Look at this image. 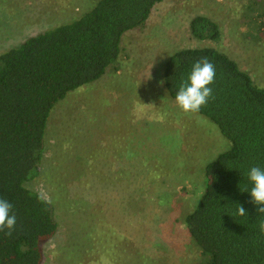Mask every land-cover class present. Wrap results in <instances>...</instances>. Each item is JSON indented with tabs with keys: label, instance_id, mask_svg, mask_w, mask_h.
<instances>
[{
	"label": "trees",
	"instance_id": "obj_1",
	"mask_svg": "<svg viewBox=\"0 0 264 264\" xmlns=\"http://www.w3.org/2000/svg\"><path fill=\"white\" fill-rule=\"evenodd\" d=\"M164 1L98 0L78 19L0 53V199L12 205L16 216L11 236L5 235L6 229L0 231V264H43L41 245L58 232L54 206L29 187L42 174L50 113L71 92L117 73L120 65L131 61L122 47L124 36L144 28ZM251 4L259 8L256 19L264 35V0ZM189 31L199 41L220 39L219 26L207 17H193ZM203 58L216 70L209 85L212 97L192 114L215 125L230 149L204 167L197 203L179 222L175 195L184 190L161 175L171 171L165 162L175 156L166 159L162 151L138 149L137 132L125 146L118 137V148L125 147L112 154L118 163L103 162L100 176L94 177V184L100 182L99 199L112 207L105 208L101 227L109 225L117 241L112 248L99 239L101 260L87 264H131V257L141 264H169L163 248L175 235L187 237L196 248L195 264H264V236L258 231L264 214L257 212L260 206L251 203L247 193L249 170L264 169V87L223 52L186 48L167 56L158 73L159 86L172 101L193 64ZM238 205L245 216L237 215ZM147 217L148 229H153L150 244L143 237ZM180 239L173 244H180ZM85 250L88 256L90 250Z\"/></svg>",
	"mask_w": 264,
	"mask_h": 264
},
{
	"label": "rangeland",
	"instance_id": "obj_2",
	"mask_svg": "<svg viewBox=\"0 0 264 264\" xmlns=\"http://www.w3.org/2000/svg\"><path fill=\"white\" fill-rule=\"evenodd\" d=\"M97 1L0 0V53L37 33L78 19ZM253 1L165 0L144 28L124 36L122 47L131 61L120 65L117 73L71 92L53 109L47 122L42 174L29 186L52 203L58 223L56 236L41 245L43 264L98 262L99 239L108 246L116 243L117 232H111L109 225L101 227L105 208L112 207L99 199L100 186L96 187L100 182L94 184V177L100 176L103 160L125 149L118 148V137L125 146L137 132L139 146L134 145L138 149L147 146L166 153V159L175 156L165 162L174 169L161 174L184 190L175 195V216L182 222L194 209L203 189L204 167L231 145L208 120L182 112L159 86L158 73L162 61L177 50L215 48L248 72L256 85L264 87V35L258 26L261 21L256 19L259 8L251 4ZM196 16L217 23V42L191 36L189 23ZM108 160L115 166L118 163L113 157ZM77 192L82 195L77 196ZM150 220H143V237L148 244L153 237V229L147 225ZM174 239L178 242L180 238L175 235ZM174 239L169 237L163 248L169 264H195L198 255L189 239L182 237L178 245L173 244ZM85 248L90 250L88 256ZM127 262L141 264L132 257Z\"/></svg>",
	"mask_w": 264,
	"mask_h": 264
},
{
	"label": "clouds",
	"instance_id": "obj_3",
	"mask_svg": "<svg viewBox=\"0 0 264 264\" xmlns=\"http://www.w3.org/2000/svg\"><path fill=\"white\" fill-rule=\"evenodd\" d=\"M216 76L215 66L203 58L195 62L187 79L182 81L176 94L175 104L184 113L199 112L212 97V88ZM160 83H163L161 81ZM250 188L247 193L251 197V203L259 205L257 212L264 214V169L252 167L248 174ZM12 205L5 199H0V231L7 230L5 235L11 236L16 225V216L11 213ZM237 215L245 216V209L238 205ZM260 236H264V222L258 225Z\"/></svg>",
	"mask_w": 264,
	"mask_h": 264
},
{
	"label": "crops",
	"instance_id": "obj_4",
	"mask_svg": "<svg viewBox=\"0 0 264 264\" xmlns=\"http://www.w3.org/2000/svg\"><path fill=\"white\" fill-rule=\"evenodd\" d=\"M105 148H106V147H105ZM106 149H107V148H106ZM112 154H113V153H112ZM112 154H111V155H109V158L113 157V158L116 160V158H115L114 156H112ZM109 158H107V159L103 160V162L107 161Z\"/></svg>",
	"mask_w": 264,
	"mask_h": 264
}]
</instances>
